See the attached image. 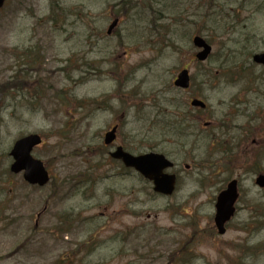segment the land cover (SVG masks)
Returning <instances> with one entry per match:
<instances>
[{"label":"rangeland","instance_id":"374dc122","mask_svg":"<svg viewBox=\"0 0 264 264\" xmlns=\"http://www.w3.org/2000/svg\"><path fill=\"white\" fill-rule=\"evenodd\" d=\"M195 36L213 47L204 63ZM260 52L264 0H8L0 264H264V69L250 59ZM183 69L187 91L174 86ZM183 114L198 122L180 138L171 127ZM117 123L111 149L104 137ZM229 124L240 128L228 134ZM30 134L45 141L33 152L50 173L45 188L10 169ZM117 146L171 159L176 193L157 195L114 163ZM234 179L237 215L220 236L216 200Z\"/></svg>","mask_w":264,"mask_h":264},{"label":"water","instance_id":"95a60500","mask_svg":"<svg viewBox=\"0 0 264 264\" xmlns=\"http://www.w3.org/2000/svg\"><path fill=\"white\" fill-rule=\"evenodd\" d=\"M5 0H0V9L4 5ZM117 24V21L110 28L109 34L112 29ZM198 48H203L204 51L197 55L199 61H205L211 53V47H209L204 40L201 38H196L194 41ZM254 61L258 64L264 65V54L254 57ZM175 85L181 88L189 87V73L188 71H183ZM194 106L204 105L199 101L193 102ZM116 129L107 134L106 144H111L115 139ZM42 143V138L39 135H30L19 140L12 152L11 156L14 158L15 162L11 167V171L15 174L25 172L24 178L31 185L45 186L49 182V175L46 171L43 163L39 160H35L31 153L33 149ZM115 159L122 160L127 167L135 168L147 179L151 180L155 184V191L157 193L171 195L175 190V177L163 175V171L172 164L169 163L164 156L149 154L140 157H133L119 148L116 153L112 155ZM260 187L264 188V176L260 177L257 181ZM237 182H233L229 185L228 190L222 193L219 197L217 204V216L216 225L219 229L220 234H225V224L231 219L235 213L234 205L237 201Z\"/></svg>","mask_w":264,"mask_h":264},{"label":"flooded vegetation","instance_id":"af4514ba","mask_svg":"<svg viewBox=\"0 0 264 264\" xmlns=\"http://www.w3.org/2000/svg\"><path fill=\"white\" fill-rule=\"evenodd\" d=\"M256 142V140L253 141V145H255L254 143ZM126 174V172H124V175Z\"/></svg>","mask_w":264,"mask_h":264}]
</instances>
